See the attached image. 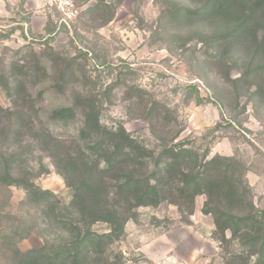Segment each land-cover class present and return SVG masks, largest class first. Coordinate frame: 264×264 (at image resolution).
I'll use <instances>...</instances> for the list:
<instances>
[{
	"label": "rangeland",
	"instance_id": "rangeland-1",
	"mask_svg": "<svg viewBox=\"0 0 264 264\" xmlns=\"http://www.w3.org/2000/svg\"><path fill=\"white\" fill-rule=\"evenodd\" d=\"M169 1L82 0L79 6L84 9L76 20L63 23L50 8L44 23L34 22L36 32L17 20L0 19V126L7 127V110L37 111L26 127L30 132L23 131L8 149L7 144L0 146V161L20 154L18 173L53 194L59 207L70 202V190L32 134L45 130L59 140L74 139L80 113L67 122H53L50 114L70 106L80 93L97 98L101 125H122L156 155L164 147L182 146L199 159L241 161L253 203L264 209V91L258 94L247 81L234 83L241 69L217 64L218 54L198 41V31L187 33L168 24L163 13ZM13 67L21 73L36 70L25 82L24 93L33 96L32 105L27 101L20 107L23 103L9 96L7 78L13 80ZM42 68L47 69L44 75ZM2 138L0 133V142ZM4 190L0 186V208L6 206L4 213L15 220H0V264L9 260L2 240L7 231L20 236L26 230L17 229L31 228L38 233L18 243L23 252L63 234L48 213L52 199L38 201L45 208L41 212L28 203L24 188ZM205 200L204 195L195 197L191 215L188 205L167 201L138 208L136 219L129 220L123 235L107 247L103 263L223 264V248L212 235L213 218L202 213ZM93 230L101 234L108 227L98 223ZM232 249L238 250V244Z\"/></svg>",
	"mask_w": 264,
	"mask_h": 264
},
{
	"label": "trees",
	"instance_id": "trees-1",
	"mask_svg": "<svg viewBox=\"0 0 264 264\" xmlns=\"http://www.w3.org/2000/svg\"><path fill=\"white\" fill-rule=\"evenodd\" d=\"M80 8L82 13L84 8ZM163 16L168 24L175 23L187 33L198 31V41L218 54L217 64L222 62L228 70L229 66L240 68V78L234 83L247 81L256 87L258 94L264 91V0H183L181 4L170 0ZM12 72L13 80L7 78L9 96L21 101L20 107L27 101L32 105L33 96L24 93L25 82L36 70L21 73L13 67ZM41 72L44 75L47 69L42 68ZM34 108L35 105L31 110ZM98 108L95 96L79 93L70 106L50 114L53 122H67L80 113L81 122L74 139L59 140L45 130L32 134L33 141L51 158L70 190L68 205L59 207L53 194L21 177L20 154L0 161L4 170L0 186L7 190L24 188L28 203L36 205L41 212L45 208L38 201L52 199L48 213L56 228L63 232L42 247L23 252L18 243L38 233L31 228L17 229L26 230L20 236L7 231L2 239L9 255L7 264L103 263L107 247L123 235L129 220L136 219L138 208L156 207L167 201L177 206L188 205L191 215L194 199L199 195L206 197L202 213L213 218L212 235L223 248V264H264V209L253 203L241 161L221 156L199 159L196 152L182 146L164 147L156 155L122 125L110 128L101 125ZM36 112L7 110V127L0 126L3 134L0 146L7 144L8 149V145L15 144L20 134L29 130L26 127ZM2 118L4 115L0 116V124ZM2 129L6 131L3 133ZM5 207L0 208V220H15L8 212L4 213ZM98 223L106 224L108 231L95 232L93 226ZM235 243L239 249L231 250Z\"/></svg>",
	"mask_w": 264,
	"mask_h": 264
},
{
	"label": "crops",
	"instance_id": "crops-1",
	"mask_svg": "<svg viewBox=\"0 0 264 264\" xmlns=\"http://www.w3.org/2000/svg\"><path fill=\"white\" fill-rule=\"evenodd\" d=\"M48 10L51 9L42 8L38 0H0V19L17 20L32 32H36L35 21L44 23Z\"/></svg>",
	"mask_w": 264,
	"mask_h": 264
},
{
	"label": "built area",
	"instance_id": "built-area-1",
	"mask_svg": "<svg viewBox=\"0 0 264 264\" xmlns=\"http://www.w3.org/2000/svg\"><path fill=\"white\" fill-rule=\"evenodd\" d=\"M41 7L54 9L59 16L61 22L71 23L76 20L81 8L77 5L79 0H38Z\"/></svg>",
	"mask_w": 264,
	"mask_h": 264
}]
</instances>
